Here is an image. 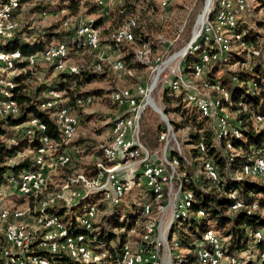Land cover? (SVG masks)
I'll list each match as a JSON object with an SVG mask.
<instances>
[{
	"label": "trees",
	"instance_id": "16d2710c",
	"mask_svg": "<svg viewBox=\"0 0 264 264\" xmlns=\"http://www.w3.org/2000/svg\"><path fill=\"white\" fill-rule=\"evenodd\" d=\"M7 1L0 0V5ZM19 1V4H21L28 0ZM256 3L259 7H262L264 0H256ZM80 5L90 9L91 12H96L99 6L101 7L98 0H69L67 8L72 11L73 15H76L79 12ZM131 10L132 8H129V5H121L117 12L128 21L131 17L136 19ZM81 20H85L83 16H79L78 22L69 27H62V23H60V27L50 25L37 29H27L25 26H19L12 37H6L0 42V50L5 52L17 50L22 56L21 60L15 61L13 67V69H18L19 72L9 79L13 84L9 90L19 105L20 112L15 117L8 116L0 119V188L19 178L21 173L36 169L33 158L31 159L29 156L14 159L24 147L28 145L33 149L38 147L41 144L40 139L44 136L49 137L52 142L62 141L59 127L51 117V111L55 107L42 109L40 104L46 101L47 98H41L39 94L52 89L60 92L62 99L60 105L66 106L72 111L75 110V106L81 108L77 104V100L92 96L91 93L78 92L76 87L79 84L90 82L97 75L105 74L104 68L101 70L78 68L76 73L57 71L50 82L44 83L36 89L37 92L34 95L27 93L24 82L31 72V68L26 69L30 66L28 60H26L27 57L43 51L52 40L67 45L68 57L71 50H81L87 47L83 35L78 30ZM101 20L102 17H99L90 21L88 25L99 29ZM120 26L105 31L103 39L99 31L100 46L103 42L122 49L125 54L121 57V60L124 61L123 63L128 69H132L134 63L148 66L146 63H142L144 61L137 59L135 48L142 50L151 48L152 51L156 44L154 39H151L148 33L140 30L138 19H136L135 25L132 27L133 40L130 42L116 41L110 35ZM234 34H241L240 38L237 39L239 41L233 40L236 42V48L232 49V41L229 42V50L223 56L222 61H215L207 66L201 76L202 82L212 83L218 81L229 92V99L225 105L232 114L233 129L236 131L235 134L231 133L227 137L232 144V149L225 147L224 139H215L210 119L202 116L196 107L188 105L183 100L184 93L175 94L167 87L162 91L164 112L166 114L173 113L179 117V119L170 118L173 127L175 129L187 128L182 145L189 146L186 150L187 155L184 153L189 162H186L183 156L177 152L174 155L179 158L180 173L182 177H185L182 178L183 188L191 191L194 202L186 216L173 220L170 234L172 238L177 229V237L171 242L176 243L177 247L179 245L187 249L192 248L186 253L184 264H191L194 257L191 252L195 247L194 242L200 239L208 229H214L219 233L223 239L222 249L226 256L240 258L243 264H264V259L261 258V254H264V180L239 175V171L245 163L264 155V124L254 120V116L257 114L264 116V16L255 18L250 24L244 18L238 19L234 27ZM240 41L258 51V54H251L248 59L246 48H240L239 46ZM197 43L202 42L198 40ZM197 60L198 50H194L192 46L183 57L184 71L191 73V67ZM247 60L248 64L245 65ZM0 78L3 77L0 76ZM34 118L45 126L44 130L27 125L30 128L29 130L23 126ZM161 129L162 125L160 123L152 143H147L141 138L142 142L149 148L157 147V138ZM199 142H202L205 147L203 153L199 152ZM70 145L88 153L92 152L97 144L87 137L79 136L72 140ZM62 149L58 152H61ZM100 150L94 152H96L95 156H98L101 152L102 158V150ZM203 157L211 159L218 172L216 185L210 184V181L202 172L200 160ZM95 161V157L91 158V161L85 165V170L87 173L96 172L102 180L103 176L99 173L100 166H108L110 163L102 158L101 164L97 166L96 163L94 166ZM73 168H62L60 176L65 178L70 175ZM230 193H234L235 197L231 198ZM16 197H19L21 201L27 198L30 205H33L32 197L23 195H16ZM100 198V191H87L77 197L75 204L68 206L50 205L44 210L47 213L59 216L60 222L65 226L67 235L70 238L82 239L94 248L101 245L106 246L108 253L101 262L81 263L63 253H56L52 256L51 253L44 251H38L37 253L53 259L55 264H112V262L115 264L118 250L111 254L114 249L111 251L108 245L109 242L114 241L116 247L120 246L129 237L128 231L134 227V223L136 221L138 224L139 222L142 223L151 214L140 216V210L134 208L131 200L127 202L122 200L113 201L110 205V202L99 201ZM93 200L97 203L98 209L99 206L100 208H107L108 206L110 208L101 215L100 221L95 226V223H93L92 229H86L80 222V217L84 212L82 211L83 208L79 215L75 214V211L81 208L83 203L88 202L90 204V202H94ZM165 200L164 198L161 202L164 203ZM235 201H240L245 205L255 202L257 208L250 211L245 208L230 210V206ZM198 209H201L204 215H197ZM60 215H64V220ZM148 221V224H153L150 219ZM211 221L214 223L213 227L209 225ZM138 224L134 229L141 226ZM179 226L183 230L181 228L180 230ZM258 230L261 231L260 238L254 236V233ZM141 243L144 246L149 244H151V247L153 246L152 238L146 240L144 235ZM146 248L150 247L146 246Z\"/></svg>",
	"mask_w": 264,
	"mask_h": 264
},
{
	"label": "rangeland",
	"instance_id": "374dc122",
	"mask_svg": "<svg viewBox=\"0 0 264 264\" xmlns=\"http://www.w3.org/2000/svg\"><path fill=\"white\" fill-rule=\"evenodd\" d=\"M68 1L69 0H48L45 2L42 0H28L22 2L19 5L21 14L19 15V8L17 12L20 27L25 26L27 29H37L50 25L60 27V23H62V27H69L73 26L74 24H76V22H78L79 16H83V18L85 19L80 21L79 27L83 25L90 26L88 25L90 21L102 17V20L99 25L100 30L97 29V32L99 33L100 31L101 37L103 39L105 36V31L116 28L117 26H120L125 23L126 18L120 16L117 10L121 5H129V8H132L131 11L133 15L136 17V19H138L140 30L144 31L145 33H148L149 37H151V39H154L156 44L153 47L152 51L151 48L143 50L135 48L137 59L146 62L148 66L136 65L134 63V67L132 69H128L127 66L124 65L125 63H123L124 67L121 70H118L114 67V62L116 60L121 59V57H123V55L125 54L120 48L107 45L103 42L100 46L98 41L97 46L93 49H90L91 51L86 47L81 50L70 51L69 57L67 56L66 59L67 67L76 68L77 71L78 68H91L95 70H101L104 68L105 74L97 75L90 82L79 84L76 87L78 92H84L89 94L91 93L92 96L90 97L89 101L83 103V106L81 104H78L79 106H81V108L75 106V110H72L71 112L77 119V127L75 134L68 140H63L61 138V142L63 144L61 142H53L55 146H57V150L55 153H60L58 151L63 148L61 152L63 154L67 153L69 163L64 165H58L55 163L51 172L46 173L45 186L36 196L23 195L26 197H32L33 205H30V202L27 200V198L23 197L24 201H21L19 197H16V195H22L17 192V188L15 187L17 179H14L9 184L4 185L0 188V208L6 207L8 209H23L26 213L29 212L28 217H26L27 220H30L37 212H40L41 203H38L40 199L47 200L49 206H68L71 205L69 202L75 204L74 202L76 201L77 197H79L80 191H100L101 198L99 199V201H103L101 188H96L93 190L90 189L96 184L102 185V183H104V177L101 180L100 175L96 174V172L87 173L85 170V165L88 164L91 161V158L93 159V157H95L96 160L94 162V166L96 165V163L97 166L101 164V159L103 158H101V152L98 156H95L96 152L94 151H97L98 149L100 150L102 145L110 138V136H112L111 129L113 121L116 118L128 113V111H124L123 104L117 105L116 102L113 100V92L121 88L134 89L136 85H141L143 87L144 85H148L155 76V71H151V66L156 64V60L164 61L169 55L176 53L168 59L169 61L171 58L180 55L178 53L182 52L183 47L188 44L193 34L198 32L197 30L199 29L201 24L196 27V21L199 15L202 13L203 9L205 8L206 4V0H167L165 2L164 0H101V2L98 1L101 7L99 6L96 12H91L90 9H87L86 7L80 5L78 14L73 15L72 11L67 8ZM212 1L213 0H210V3L207 7V10L209 8V11L210 9L212 10L213 8H215V6L218 4V1L226 0H214V2ZM249 4V8L246 10L245 15L241 18H244L250 24L255 18H260L261 16H264V10L261 8V6L259 7L257 5L256 0H249ZM131 18L134 19L135 25L136 19L134 17ZM132 40L133 34L131 41ZM233 40L239 41L234 37L231 38L230 43L232 41V49L236 48V42ZM56 42L57 40H52L48 44H55ZM243 48H246L245 51L248 59L250 58L251 54H258V51L254 50L251 46H247V44ZM186 52H182L181 56L176 57L174 59V63L180 60V77L185 80L187 79L186 83L196 85L198 81L191 76L190 72H185L183 68V57ZM35 61V63L30 64V66L26 68H31L30 75H28L24 82L26 85L27 93L30 95H34L37 92L36 89H38L40 85L50 82L57 72L55 71V69H53V67L44 64L41 61L39 55H37ZM246 62H248V60ZM35 64L37 65L31 67ZM13 67L11 69H6L0 65V76L3 77L2 79L7 81L10 79L11 76L19 72L18 69H13ZM64 71H68V68H66ZM5 84L0 85L3 86ZM169 84L170 83L165 84L162 87L161 81L156 83V85L152 89L151 99L152 102L158 107V109L165 114V116L160 114L164 122L168 120L171 124L170 118L179 119V117L173 113L166 114L162 106V91L165 87L171 90ZM201 91L206 95L212 94L205 89H202ZM47 95L53 94H50L48 91L41 92L39 94V97L47 98ZM53 97L58 98L59 101H62L60 92H57L56 97L54 95ZM137 103L138 106L136 107V109H140L141 96H138ZM161 121L162 120L160 119L156 110L152 109V107H148L143 112L142 119L140 121L141 138L147 143H152L154 141L153 138L156 137L158 124H160ZM173 129L175 131V134L171 132L170 136L181 138V141H183V137L186 133L187 128L175 129L173 127ZM79 136L87 137L90 140H93L95 144H97L92 152L86 153L83 152L81 149L70 145V142L78 138ZM30 147V145L24 147L21 151L18 152L19 156L17 153L16 158L14 159L24 156H29L32 159L33 152L31 150L33 148ZM180 147L182 151L186 154V150L187 148H189V146L181 144ZM167 150V152H169V150H174V153H179L183 156L186 162H189L186 157L187 154L184 155L182 151H178L175 149ZM79 157L81 158L78 159ZM46 162L54 163V154L49 155L46 158ZM65 167L74 168L72 169L73 171L70 175L63 178L62 176H60L62 173L60 170ZM135 173L136 172H134L133 174ZM133 177L134 185L130 191L127 190L124 197V199L128 198V200L124 201L123 199L122 201L127 202L131 200L133 202L134 208L136 207L140 210L142 204L146 201H152L153 197L151 193L147 190V188H145L141 179V174L138 173L136 176L134 175ZM93 203H95V201ZM165 204L166 200L164 203L160 201L158 205L153 204V211L151 213V216H149L147 220H144L142 223L139 222L138 224V222L136 221L137 219L135 220L136 223H134V227L129 231V237L126 241L133 249L145 250L146 246L151 247V244L145 246L141 245V242L143 241V235L145 236L144 231H146V228H150L151 237L149 240H151V238L153 240V238L155 237L156 223L158 222L159 215H161L165 210ZM88 205V202L83 203V206L81 208L76 209L75 214L79 215L82 211L87 208ZM82 208L83 210L81 211ZM108 208L110 207L108 206L107 208H100L99 206V209L97 207V215L94 220V226L100 221L101 215L104 214ZM31 209L33 212L31 211ZM61 218L62 220H64V215H62ZM148 219H150L153 224H148ZM174 219L175 218L172 217V219L167 222L166 215L163 221L164 227L162 230V237L165 236L167 242L169 243V246L165 247L167 254L166 264H173L175 256H180L181 258L185 259L188 250L192 249H187L184 246L179 245L178 247L173 246L171 241L177 237L178 231L176 229L175 234L172 236V238L170 237ZM137 224L141 226L137 229H134ZM209 225L213 227L214 223L211 221L209 222ZM180 228L181 226H179V229ZM181 229L183 230V228ZM198 244H202L201 239H198L194 242L195 246H198ZM108 245L111 251L112 249H114L111 254L118 250V246L116 247V243L114 241L109 242ZM167 247L170 249V251ZM9 251L12 254H18L16 250ZM191 252L193 254V250ZM224 263H227L226 259L214 260L212 258L201 263H195L194 257L193 261L191 262V264ZM182 264H184V261L182 262Z\"/></svg>",
	"mask_w": 264,
	"mask_h": 264
},
{
	"label": "bare ground",
	"instance_id": "6f19581e",
	"mask_svg": "<svg viewBox=\"0 0 264 264\" xmlns=\"http://www.w3.org/2000/svg\"><path fill=\"white\" fill-rule=\"evenodd\" d=\"M165 1L167 0H164V2ZM244 1H245V5L241 4L240 0L218 1L217 2L218 4L215 6V8H213L212 10L210 9L209 11L210 13H208V17L205 18V22H206V26L208 30H199L196 33L194 42H192L190 46L188 47L189 49L193 46L194 50H198V60L194 62V64L191 67V76L198 81L196 85L186 83L187 79L185 80L180 77V69H179V77L184 80L185 85L187 87H190L192 89V92L195 94L196 99L213 100L214 109L216 110L217 115H218V116H215V123H224V119H225L229 121L230 124L233 125L232 114L230 113L228 107L225 105V103L229 99V92L226 89H224L218 81H215L212 83L202 82L201 76L207 66L215 62L216 61L215 59L223 58V56L227 53V51L229 50V42L232 37H235L236 39L240 38L241 34H234V27L236 26L237 20L245 15L246 10L250 6L249 0H244ZM19 2H20L19 0H8L6 3L0 5V25H9L10 28L12 29H16V28L19 29L18 27L20 25H19V21L17 17V10L20 5ZM209 3H210V0H206L204 12L198 17L196 21L197 22L196 27L200 25L201 20L203 18V14L206 15L207 7ZM261 8L264 10V5ZM229 15H231V18H232L231 22H230ZM133 25H134V19L129 18L125 24L115 29L111 33L110 37L116 41H131L132 39V29L131 28ZM78 30H79V33L83 35L85 44L88 47V49H93L94 47L97 46L98 41H99V33L97 32L96 28L92 26L83 25L79 27ZM92 30L94 34L93 39H92ZM208 31H213L214 35L216 36V40H222L220 46H216L212 38V35L208 33ZM3 40L4 39H2V32H0V42H2ZM91 40H92V48H91ZM198 40H200L202 43H197ZM245 45H246L245 42L240 41V44H239L240 48H243ZM59 49H60L59 61L62 64V71L68 68L69 72H75V73L78 72L76 68L67 67L66 59L68 56V47L66 44L62 42H56L55 44H48L43 49V51H41L40 53H45L51 50H59ZM182 52H179L178 54H181ZM33 56L34 55L27 57L26 60H28L29 64H33L36 62V61L35 62L31 61V58ZM39 56L41 58V61L45 63V56L44 55H39ZM36 57L37 56H35V60H36ZM21 59H22V56L20 52L17 50L10 51V52H5V51L0 50V65L6 69H11L14 66L15 61H19ZM200 64L203 67V72H200L199 74L198 71H199ZM114 67L118 70H121L124 67L123 61L121 59L116 60L114 62ZM157 78H158V73H156L155 76L153 77V82H156ZM0 80H4V79L0 78ZM169 85H170L171 90L175 94L184 93L183 100L188 105H192L196 107L202 116L209 118L208 111L202 110L200 105L198 103H195V98L191 97V92L186 88L185 85L181 84L180 82H172ZM12 86L13 84L10 82V80H7L5 85L3 86L0 85V109H3V112L5 114H14L15 108H16V113L19 114L20 112V107L15 101V99L12 97L10 90H9ZM202 89L208 90L212 94L206 95L201 91ZM125 90H128L129 95H132L133 109H136V107L138 106V103H137L138 96H140L136 94H143L144 87L141 85H136L134 89L121 88L117 91H114L113 100L116 102L117 105L118 104L124 105V103L121 102V98H122V92ZM48 92L50 94H53L56 97V94L58 91H54L52 89V90H48ZM53 99H54V102L50 104L48 107V108L55 107V109L51 111L52 112L51 117L52 118L55 117V123L59 127L61 138L63 140L64 139L68 140L75 134L76 127H77V119L71 113L68 107L60 105V101L58 98L53 97ZM89 100H90V97H87L83 100H77L76 102L77 104H81L83 106V103ZM66 116L69 117V124H70L68 126L67 133L62 131V130H67ZM126 118H128V113L116 118L113 121L112 129H111L112 136H110V138L101 147L102 156L109 163L113 162V154L109 151V149L107 148V145L115 144L116 142L120 141L123 138V135L126 132ZM254 120L258 123L264 124L263 115H258V114L255 115ZM210 122H211V127L214 131L215 139H224L225 147L228 149H232V144L227 139V137L231 135V133L233 134L236 133L233 127H218L217 130H215L213 122L212 121ZM166 123L169 129V132L170 133L173 132V134H175V131L168 120H166ZM26 124L29 125L30 127H35L40 130H44V128L42 127H45L42 123H40L38 119H35V118L29 120V122H27ZM135 130H136V116H129L128 123H127V131L135 132ZM40 141H41V144L38 147L31 150L33 152V161H34V164L36 165V169L21 173L19 175V178H17L16 180L17 182L15 183V187L17 188V191L22 195L36 196L45 186L46 182L40 184L39 188L31 189L29 183H23L25 182L26 178H36L39 176L40 154L38 150H41L45 147V161L49 155L54 154V160L56 164L58 165L66 164L65 158L55 159L56 154H63V153L62 152L55 153L57 150V146L53 144L52 140L49 137L44 136L40 139ZM198 149H199V152H202V153L205 151V147L202 142L198 143ZM167 151L168 150L165 151V158L168 159V164L171 167H178L179 158L177 157V155H174V154L172 155V153H174V150H169V152ZM178 151H181V150H178ZM121 152L127 155H146V148H145V145L143 146V144L141 143L122 144ZM209 163H210L211 170L209 168ZM257 165L259 169L258 173H257ZM201 167L203 170L202 172L205 174L207 179L210 181V184L216 185V182L218 180V172L212 160L208 158H204V157L201 158ZM140 174H141V179L143 181L145 188H147V190L151 193L153 197L152 201L150 202L146 201L145 203L142 204L140 211H139V215L143 216V215L151 214L153 211L152 210L153 204L158 205L160 201L166 198L167 194H170V187L168 186L166 182L165 175L146 174V172H140ZM130 175L131 176L129 177H116V185L120 187V190L115 191L113 193L112 202L123 200L127 190L129 191L131 190V188L134 185L133 176L135 174L132 173ZM239 175L244 176V177H251V178H261L264 180V155L256 157L252 159L251 161H248L247 163H245L240 169ZM102 185H104V183H102ZM101 191H102L103 201L110 202V199L108 197L110 196V189L101 188ZM177 194H178V197L182 205H181L179 212L172 214V217L175 219L182 217V216H186L188 212H190L191 205L194 202L191 191L183 188L182 178L179 179V182L177 185ZM230 197L234 198L235 197L234 193H230ZM40 203H41V210L40 212L36 211L37 213L33 216L34 221H42L43 217L47 216L52 221H54L58 226H63L57 214L45 212L44 209L49 206L48 201L42 199L40 200ZM70 204H72V202ZM110 205H111V202H110ZM239 208H245L250 211V210L256 209L257 204L252 203L251 205H245L244 203L240 201H235L230 206V210H233V211ZM28 214L29 212L26 213L23 209H17V208L8 209L6 207L0 208V217L1 219H3V222H4L3 230L6 231L7 233H17V226H23L26 224V220H27L26 217H28ZM96 215H97V204L90 203L80 217L81 224L86 229H92ZM197 215H200V216L204 215V212L201 209L200 210L198 209ZM85 218H86V224H85ZM158 221H159V217H158ZM3 230H0V253L1 251L7 250V241H3ZM210 234H213L214 236L207 237ZM155 236H156V228H155ZM254 236L256 238H260L261 231L259 230L256 231L254 233ZM150 237H151L150 228H146L145 239L149 240ZM161 239H162V245L164 246V248L166 246H169L168 245L169 243L167 242L166 237L165 236L162 237V231H161ZM200 239H201L202 244L201 245L198 244V246H195L193 249V256H194L195 263H201L203 261H206L212 258L214 260L226 259L227 264H243L240 258L228 257L224 254V251L222 249L223 239L220 237L219 233L216 230L214 229L206 230L202 234ZM47 243H50L51 251H44V252H47V253L52 252L55 254L63 253L67 256H69V254H73L75 257L74 256H69V257L81 263H96V258L98 259L99 262H101L108 253L106 246L101 245V246L94 248L90 246L89 243L85 242L82 239L70 238L67 235V231L65 227L59 230L56 235L47 236ZM172 244L174 247H177L176 243L173 242ZM59 245H63V246H59ZM150 248H153V246ZM16 251L18 252V254H12L9 251V258H19V250H16ZM87 252L93 256H87ZM261 258L264 259V254H261ZM47 259L48 258L46 256H43L40 253L36 254V261H46ZM159 259L160 258H156L153 256H146V249L145 250H141V249L135 250L128 244V242H126L125 256H121V252L118 249L115 264H118L119 261H120V264H160ZM183 261L184 259L181 258L180 256H175L173 264H182Z\"/></svg>",
	"mask_w": 264,
	"mask_h": 264
},
{
	"label": "built area",
	"instance_id": "2783aa9c",
	"mask_svg": "<svg viewBox=\"0 0 264 264\" xmlns=\"http://www.w3.org/2000/svg\"><path fill=\"white\" fill-rule=\"evenodd\" d=\"M47 1V0H42ZM101 2V0H98ZM241 4L245 5L244 0H240ZM214 2V0L212 1ZM19 8V15H20ZM18 16V15H17ZM230 22L232 20L231 15ZM77 23V22H76ZM18 29H12L9 25H0V32H2V39L6 37H12L14 33ZM199 30H208L206 26V22L200 25ZM212 35L214 43L216 46H220L222 40H216V36L213 31H208ZM195 34V33H194ZM93 30H92V39H93ZM194 42V40L192 41ZM91 48H92V40H91ZM59 50H51L45 53H35V55L31 58L32 62H35V56L44 55L45 63L47 65L53 66L55 71H62V64L59 61ZM174 54L169 55L164 61H156V64L151 66V71H155V74L158 73V78L156 82L153 80L148 84L144 85V93L136 94L141 96V108L133 109L132 95H129L128 90L122 92L121 102L124 103V111H128L129 116H136V130L135 132L127 131V123L128 118H126V132L123 135V138L116 142L115 144L107 145L109 151L113 154V162H111L108 166H100L99 173L104 177V185H94L91 190L96 188H108L110 189V202L112 203L113 193L115 191L120 190V187L116 185V177H129L130 174L134 172H146V174H162L166 176V182L170 187V194L166 195V204L164 212L159 216V221L156 224V236L153 238V248H146V256H153L156 258H160V264H166V251L164 246L162 245L161 239V231L164 227L163 221L165 216L167 215V222L171 220L172 214L179 212L181 208V202L177 194V185L180 178H185L180 175V166L171 167L168 164V159L165 158V151L167 149H177L181 150V138L178 137H170V132L167 127V123L164 122L161 115L158 113L162 125V129L158 134V146L155 148L147 147L141 140V128L140 121L142 118L143 112L148 108L155 106L157 107L151 99L152 89L156 85V83L161 81L162 87L165 84L172 82H180L185 85L183 79L179 77V69H180V60L174 63V59L180 55H177L170 61L166 62L170 57ZM217 61H222L221 59H215ZM12 61V59H11ZM146 63V62H142ZM246 65L248 64L245 63ZM203 72V67L199 66L198 73ZM75 73V72H73ZM6 80H0V84H5ZM186 86V85H185ZM186 88L191 92V97L195 98V94L192 92L190 87ZM7 93V91H6ZM5 93V94H6ZM54 102L53 95H47V101H43L40 104L42 109H47L50 104ZM195 103H198L202 110L208 111L209 119L213 122L215 130L218 127H233L229 121L224 119V123H215V116L217 115L216 110L214 109L213 100H200L195 98ZM158 108V107H157ZM155 110V109H154ZM18 113L14 114H5L3 109H0V119L8 116L15 117ZM55 123V117L52 118ZM67 120V130H62L65 133L68 131L69 117L66 116ZM26 129H29L27 124L23 125ZM45 128V127H42ZM234 128V127H233ZM130 143H141L145 145L146 155H127L121 152L122 144H130ZM40 154V170L39 176L36 178H26L25 182L29 183L31 189L39 188V185L46 182V173L51 172L54 167V163H47L45 161V147L41 150H38ZM184 153V152H183ZM185 155V154H184ZM19 156V153H18ZM57 158H65L66 164L69 163V159L67 158V153L64 154H56L55 159ZM209 168L210 163H209ZM259 172L257 165V173ZM215 183V182H214ZM18 192V191H17ZM85 191H80V195ZM128 198H125L126 201ZM71 203V202H69ZM3 219L0 217V230H3ZM86 224V218H85ZM65 226H58L54 221H52L49 217H43L42 221H34L33 217L30 220H26V224L23 226H17V233H7L3 230V241H7V250L1 251L0 253V264H53L55 261L53 259L48 258L46 261H36V254L38 251H51L50 243H47V236L56 235L57 232L63 229ZM130 231V230H129ZM128 231V236H129ZM214 236L213 234L208 235L207 237ZM126 241L121 243V246H118L119 251L121 252V256H125V245ZM63 246V245H59ZM9 250H19V258H9ZM55 253L51 252V256ZM205 254V253H204ZM69 256H74L73 254H69ZM87 256H93L87 252ZM75 257V256H74ZM96 263H99L96 258ZM120 264V261L119 263Z\"/></svg>",
	"mask_w": 264,
	"mask_h": 264
},
{
	"label": "water",
	"instance_id": "95a60500",
	"mask_svg": "<svg viewBox=\"0 0 264 264\" xmlns=\"http://www.w3.org/2000/svg\"><path fill=\"white\" fill-rule=\"evenodd\" d=\"M204 12V9H203V11H202V13ZM208 12H209V8H208V10H207V13H206V15L205 14H203V18H202V20H201V23L200 24H202L203 22H204V19L206 18V17H208ZM201 13V14H202ZM200 14V15H201ZM199 15V16H200ZM195 35H196V33L195 34H193V36H192V38L190 39V41L188 42V44L185 46V47H183V49H182V51H183V53H185L186 51H187V49H188V47H189V45L191 44V42L194 40V37H195ZM153 108L159 113V114H161V115H163V116H165V114L161 111V110H159L157 107H155V106H153Z\"/></svg>",
	"mask_w": 264,
	"mask_h": 264
},
{
	"label": "crops",
	"instance_id": "0c3cea01",
	"mask_svg": "<svg viewBox=\"0 0 264 264\" xmlns=\"http://www.w3.org/2000/svg\"><path fill=\"white\" fill-rule=\"evenodd\" d=\"M71 112H72V111H71ZM138 173H140V172H136V173H135V176H136Z\"/></svg>",
	"mask_w": 264,
	"mask_h": 264
}]
</instances>
